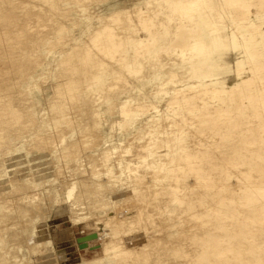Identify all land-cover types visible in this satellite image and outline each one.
I'll return each instance as SVG.
<instances>
[{"label": "rangeland", "instance_id": "rangeland-1", "mask_svg": "<svg viewBox=\"0 0 264 264\" xmlns=\"http://www.w3.org/2000/svg\"><path fill=\"white\" fill-rule=\"evenodd\" d=\"M38 1L0 0V130L6 135L0 146V193L4 200L16 197L27 202L33 196L31 202L41 204L32 208L33 214L29 210L23 215L15 204L14 215L6 218L9 225L3 231L0 264H126L128 259L130 264H152L154 255L163 250L179 252L180 242L187 244L183 256L187 262L196 255L195 264H264V128L254 122L264 118V94H252L249 86L195 90L201 82V63L189 53L187 62L194 69L189 74L177 54L191 51L200 41L203 0L196 3L198 8L193 0H155L130 13L118 0H95L88 7L94 9L87 10L88 16L77 26L76 40L85 37L87 45L80 50L85 51L86 65L96 68L72 78L59 75L60 51L67 46L57 45L52 51L50 40L39 36L52 27L44 16L36 21ZM261 4L262 0H254L242 16L255 15L260 21L256 13ZM118 8L124 13L116 14ZM214 17L219 32L228 34L217 12ZM96 41L101 46L94 45ZM98 48L103 57L96 55ZM119 70L122 78L114 76ZM254 70L264 77V68L241 70V74L255 77ZM101 71L110 74L104 83L97 77ZM233 72L225 75L229 84L235 81ZM66 81L77 85L62 84ZM184 85L190 93L180 91ZM59 86L65 88L60 95ZM97 87L106 93L112 90L110 106L103 108L104 100L90 103ZM184 96L187 99L171 100ZM58 97L65 107L52 109L58 107ZM169 101L176 108H167ZM182 104L185 108L177 107ZM176 115L173 122L170 116ZM195 116L196 128L184 134L185 124L190 125ZM155 117L171 120H160L164 130L175 125L176 132L167 141H156L153 134H146L147 139L139 136L149 131ZM245 118H251L249 124ZM66 119L73 124L70 129ZM46 125L53 130L54 144L39 147ZM57 126L62 128L61 136ZM115 144L123 146L116 149L120 154ZM63 146L67 150L70 146L72 154ZM108 148L111 159L104 157ZM175 160L190 162L192 172L170 201L165 173L167 163ZM120 165L131 167L130 174L119 172ZM20 172L19 180L10 184ZM200 176L202 187L196 183ZM142 178H149L161 193L157 198L150 197L148 189L140 190L149 195L146 210L175 218L147 232V222L121 218L127 204L135 201L129 195ZM13 187L19 189L10 193ZM91 233L98 237L81 249L77 239Z\"/></svg>", "mask_w": 264, "mask_h": 264}, {"label": "bare ground", "instance_id": "bare-ground-1", "mask_svg": "<svg viewBox=\"0 0 264 264\" xmlns=\"http://www.w3.org/2000/svg\"><path fill=\"white\" fill-rule=\"evenodd\" d=\"M89 1H91V0H39L37 2L38 8H37V14H36V18H35L36 21L38 23H40V21L42 20V18L44 16L46 21L48 22V26L52 27L51 30L44 32V33H41V34H39V36L42 38H47L48 40H50L49 44L51 45L50 47H51L52 51L56 52L54 47L57 45H60L63 47L67 46L65 49H62L60 51V52H62L60 54V59H59V67L62 68V71L59 72L60 77H66V76L67 77L71 76L70 78L77 77L78 73H85L87 70H93L96 68L93 65H89V66L86 65V62H85L86 56L84 54L85 51H84V53H82L80 50V47L82 45H87V44H85V42L83 43L85 37L83 36V39H82L83 41L76 40V38H79L78 32H77V26H79V24L82 22V20L88 16L89 12L87 10H89L91 8L90 7L88 9V7L90 5H92L95 0H92V2H89ZM197 2H198V0L192 1V4L195 5V8H198V6L196 5ZM152 3H155V0H146V2L143 5L132 6L131 8H129L130 10H127L126 12L127 13L138 12V10H141L143 7H149ZM91 9L93 10L94 8H91ZM91 9H90V11H92ZM114 12L116 14L124 13L123 10H121L120 8L116 9ZM101 17H105V15L101 14ZM71 19H75L74 24L69 23ZM94 31H99V28L94 29ZM80 35H82V34H80ZM55 39H57V40H55ZM197 39H199L200 41L197 42V46L194 48V50L192 49L193 50L192 54L194 55L196 61L201 63V61H199V58L201 57V37H199ZM94 45L101 46V41L94 42ZM66 49H68V50H66ZM140 51H143V48L140 49ZM189 53H190V50H189V52L183 51V52L177 54V56L179 57V61L181 59L180 62H183V65L186 66L185 71H187V72H189V74H191L192 70L194 71V69H193L192 63L187 62V59L191 55V53H190V55H189ZM96 55L99 57H103L102 56L103 55L102 49L98 48ZM114 65H115V67H117L116 63ZM121 72L122 71L119 70L118 72H116L114 74V76L116 77V75H118L117 77L122 78L123 73H121ZM260 74H261L260 70H254V76L257 79H259V77L261 76ZM97 77H98V80L100 81V83H104V81H106L108 78H110V74L107 72L101 71V73ZM261 79H264V77H261ZM119 80H120V78H119ZM259 81H260V79H259ZM62 84L75 85L76 81H66L65 83H62ZM62 84H59V85H62ZM195 85H196L195 90L197 92H201V90H204V89H201V82L196 83ZM64 89H65L64 87L59 86L57 88L58 95H60ZM67 89L70 92L74 91L71 86H67ZM97 89H98V87H97ZM108 89H110V88H108ZM111 89H112V87H111ZM210 89L211 88H209L207 90L211 91ZM189 90H190V88H188L186 85H184L180 91H182L184 93H190ZM111 91L112 90H108L107 93L105 91H100L99 89L97 91H92V93L89 97L90 103L96 104L97 102L104 100L105 102L103 103V108L110 106L111 102H112V101H110L112 98L111 96H113V92H111ZM104 92L106 93L105 95H104ZM115 93H118L117 94L118 97L122 96V94H121L122 92H120V91L119 92L115 91ZM183 99H187V96H184L183 98L174 97L171 100H183ZM56 100H57L58 107H55L53 105L52 109H56V108L63 109L65 107L64 101L60 97H58V99H56ZM131 102H133V99L128 101L127 105H131ZM182 103H183V101H182ZM184 104H185V102H184ZM184 106L185 105L182 104V105L177 106V107L178 108L179 107L185 108ZM174 107L176 108V106L172 104V101H169L167 108L173 109ZM193 114H195V113H193ZM225 114H226L225 115V117H226L228 114L227 113H225ZM64 115H66V113L62 112L61 116L64 117ZM166 115H168V114H166ZM185 116H188V114H186ZM223 116H224V114H223ZM256 116H258V115H256ZM170 117H171L172 121L175 122L177 117H179V115L170 116ZM180 117H183V115ZM196 117L197 116L192 118L193 122L190 125L185 124L184 130H182V132L184 134L189 135L190 132L192 131V129L194 127L196 128V121H195ZM225 117H224V119H225ZM54 119H55V122L60 121L59 118H54ZM167 119H168V117H164V118L155 117V118H153L152 122L150 121L151 123L148 124L150 126L149 131L148 132L147 131L146 132L145 131L140 132L139 136H143L144 139H147L148 137H146V134H149V135L153 134L156 141H167L169 138V134L170 133L172 134V132H176V129H173V127L175 125H172V128H170L169 130L163 129L164 125L160 123V120L167 121ZM183 119L188 120L186 118H183ZM245 119H248L247 121L249 124V121L251 120V118H245ZM255 119H256L255 121L254 120H252V121H254L259 127L264 128V118H255ZM168 120H170V119H168ZM66 125H67L66 128L68 127V129H70V127L73 124L69 119H66ZM212 126H214V123ZM146 129H147V127H146ZM246 130H248V129H245V131ZM41 131L44 133V137H42L41 142H38L39 143L38 146L39 147L43 146V145L52 146L54 144V142L52 141L53 130L51 128H49L48 125H46V126L42 127ZM56 131H58L60 133V136L62 135V128L61 127L57 126ZM211 131H214V127H212ZM128 134H131V133H128ZM162 134H166V137H163ZM138 137L135 136L134 138H138ZM5 138H6V135H5L4 131L0 130V146L4 144ZM211 138H212V136L208 137L207 139H211ZM129 139H131V138L128 137L127 140H129ZM177 139H182V138H177ZM178 145L181 148L182 147L185 148L181 143H178ZM170 146H173V144H171ZM142 147L147 148V149H151L147 146H142ZM63 148H64V146H63ZM109 148H110V146H109ZM114 148H115L114 150L116 152V149L123 148V146L119 145V144L118 145L115 144ZM67 151H69V154H72V151L70 152V146H68V150L66 148V152ZM122 152H124V151H122ZM110 153H113L110 149L108 151H104V157L106 159H111L113 156L111 157ZM116 153L120 154V150H117ZM141 155L146 156L145 154H141ZM185 155L188 156L187 154H185ZM21 161H23V160H21ZM26 161H28V160H26ZM27 163L29 165L30 160ZM95 163L97 164V162H95ZM95 163H94V166H97V165H95ZM24 164H25V162H24ZM30 164H32V162ZM167 167H168V170L165 173V177H166V183H167V190L170 191V196L168 197V199L170 201H172L175 199V193L179 190H183V188H184L183 185H184V183H186L189 180V175L192 172V169L190 170L191 163L187 162L185 160L169 161L167 163ZM130 169H131V167H129V166L120 165V171L119 172H126L128 170V174H130ZM93 171H97V168L94 167ZM111 171L112 170H110V172H108V174L110 176H111ZM141 172H142L141 169H138V173L141 174ZM18 177L19 178L21 177V172L18 173V175L15 174L13 177H11V180L9 183L15 184L17 182V180H19ZM200 178H201V176H200ZM128 179L130 180L131 178L129 177ZM141 180H142V184L136 185L134 187V190H133L134 192L132 193V195L131 194L129 195V199L130 200L135 199V201L133 203L127 204L126 207L128 210L126 212H124L125 216H123L121 218L128 216L129 218L130 217L133 218L134 221L138 222V223L147 222L148 225H146V227L144 229L146 232L150 227H153V225H156L157 223L164 224L165 219H169L170 222L174 221L175 218L170 216V215L162 216L161 213H154L153 215H151V213L148 210H146V208L149 205V201H150V199L148 198L149 195L145 194V193H143V194L140 193V190L148 189L150 191V197L160 198L161 193L153 188V186L149 183V178H142ZM92 181H94V180H92ZM216 181H217V187H220L221 185L218 182L219 179H216ZM196 183L198 185L202 184L201 187L205 185L203 183L202 178H201V180L196 179ZM18 189H19L18 187H13V189L10 190L9 192L13 193V192L18 191ZM100 190L102 191V190H104V188L102 187V188H100ZM32 198H33V196H32ZM32 198H30L27 202L21 198H16V197L13 199L4 200L2 198V193H0V249L4 248V246L1 245V243L4 242V234L3 233L7 232L5 230L7 229L8 225H9L7 223L6 218L8 219L10 216L12 217L14 215L13 207L15 206V204L18 205V213H20L22 215L29 212V210L33 214L32 208L34 206L41 208V204H35L36 202L35 203L31 202ZM198 199H199V197H198ZM182 201L183 202L187 201V197L184 196ZM42 206H45V205H42ZM37 207H34V208L37 209ZM36 209H34V211ZM37 211L38 210H36L35 212H37ZM47 212H49V211H47ZM118 217H120V215H118ZM140 227H143V225H140ZM3 231H5V232H3ZM2 234H3V236H2ZM91 234H97V233H91ZM86 235H89V234H86ZM86 235H84V236H86ZM170 236H172V234H170ZM97 237H98V235H97ZM79 238L77 239V242H78L79 247H80ZM96 238H90V239H96ZM90 239L86 240V244H87V241ZM137 239H138L137 237H136V239L135 238L132 239V240H135V244L137 243L136 242ZM31 245H32V241H31ZM86 247H87V245H86ZM9 248H7V254L10 253ZM85 248H81V249H85ZM186 251H187V244L185 242H180L179 252L175 251L174 249L163 250V251L159 252L158 254L154 255L153 260H152V264H154V263L155 264H195L196 260H197L196 255L191 256V259L188 262L183 259L184 252H186ZM131 261H132V259L126 260V264H130Z\"/></svg>", "mask_w": 264, "mask_h": 264}, {"label": "crops", "instance_id": "crops-1", "mask_svg": "<svg viewBox=\"0 0 264 264\" xmlns=\"http://www.w3.org/2000/svg\"><path fill=\"white\" fill-rule=\"evenodd\" d=\"M143 1L145 2L118 0L119 4L128 8L141 6ZM253 2L254 0H203L201 3V89L229 87L230 90H242L249 86L252 94H264V79L259 78V81L253 76L243 77L241 74V70L264 68V0L260 11L256 13L261 16L260 21L256 20L255 15L242 16L243 10L253 5ZM216 12L221 18L222 26L228 29L226 35L219 32L220 26L214 17ZM193 50L190 53L195 58ZM232 70L235 81L229 84L225 75ZM258 97L253 99L258 100Z\"/></svg>", "mask_w": 264, "mask_h": 264}, {"label": "water", "instance_id": "water-1", "mask_svg": "<svg viewBox=\"0 0 264 264\" xmlns=\"http://www.w3.org/2000/svg\"><path fill=\"white\" fill-rule=\"evenodd\" d=\"M96 237H97V234H89V235L80 237L79 238L80 247L85 248L87 245L86 240L90 238H96Z\"/></svg>", "mask_w": 264, "mask_h": 264}]
</instances>
